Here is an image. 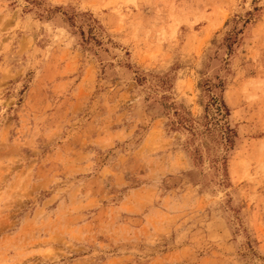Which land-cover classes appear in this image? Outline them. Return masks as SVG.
I'll return each instance as SVG.
<instances>
[{
    "label": "rangeland",
    "instance_id": "obj_1",
    "mask_svg": "<svg viewBox=\"0 0 264 264\" xmlns=\"http://www.w3.org/2000/svg\"><path fill=\"white\" fill-rule=\"evenodd\" d=\"M0 264H264V0H0Z\"/></svg>",
    "mask_w": 264,
    "mask_h": 264
},
{
    "label": "trees",
    "instance_id": "obj_2",
    "mask_svg": "<svg viewBox=\"0 0 264 264\" xmlns=\"http://www.w3.org/2000/svg\"><path fill=\"white\" fill-rule=\"evenodd\" d=\"M215 88H217V87H215ZM215 100H217V97L214 98L213 102H214ZM220 102H221V103H220V107H222L223 109L227 110V108H226V106L224 105L223 101H220ZM217 110H219V108H217ZM227 142H228V137H227ZM228 143H229V142H228Z\"/></svg>",
    "mask_w": 264,
    "mask_h": 264
}]
</instances>
